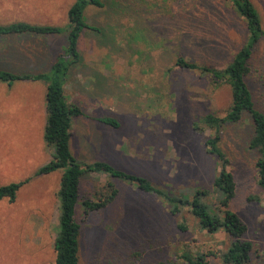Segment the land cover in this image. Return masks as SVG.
Returning <instances> with one entry per match:
<instances>
[{"label": "rangeland", "instance_id": "obj_1", "mask_svg": "<svg viewBox=\"0 0 264 264\" xmlns=\"http://www.w3.org/2000/svg\"><path fill=\"white\" fill-rule=\"evenodd\" d=\"M264 29V0H252ZM75 0H0V25L27 21L67 27ZM88 5L85 18L97 30L80 36V61L64 86L70 103L83 115L71 128V149L83 163L103 161L149 178L169 190L211 188L219 171L207 151L211 129L201 121L226 115L231 88L212 76L180 68L177 57L225 68L245 44V21L229 0H103ZM68 42L67 31L45 36L0 38V66L18 71H47ZM28 69V70H26ZM256 107L264 111V39L251 60L247 78ZM47 84L0 83V186L30 181L14 202L0 200V264H54L59 223L61 171L36 176L52 159L44 140ZM117 118L114 128L98 120ZM222 148L237 180L232 209L247 226L244 240L253 249L247 264H264V194L257 183L259 153L249 147L254 134L248 115L222 128ZM112 181L115 200L86 213L81 203V264H187V251L206 255L207 264L230 245L224 231L211 234L188 209L172 214L169 206L135 184L90 172L81 196ZM258 197L250 200V197ZM180 224L186 229L180 228Z\"/></svg>", "mask_w": 264, "mask_h": 264}, {"label": "trees", "instance_id": "obj_2", "mask_svg": "<svg viewBox=\"0 0 264 264\" xmlns=\"http://www.w3.org/2000/svg\"><path fill=\"white\" fill-rule=\"evenodd\" d=\"M233 11L242 17L246 24L247 37L245 44L236 52L225 68H216L207 64L197 63L179 56L175 64L180 68L196 71L201 75H210L216 83L226 82L231 88L232 102L224 116L209 113L201 121L211 129L212 135L206 141L207 151L218 161L219 171L211 188H193L185 191L169 190L153 183L149 178L128 173L110 163L95 161L81 162L71 149V128L75 117L83 115L77 104L70 103L65 95L64 86L74 65L81 59L78 41L86 30H97L85 18L88 5L103 7V0H75L68 11V26L35 25L18 21L0 25V38L11 36H45L61 34L67 31L68 42L47 71H18L0 66V83L9 86L17 81H43L47 84L46 110L47 120L44 129V140L53 148L52 159L41 166L36 176L61 171L58 191L59 223L56 228L54 264L80 263L81 224L77 220V206L83 205L86 213L105 208L112 203L118 189L112 181L95 190V197L83 199L81 182L83 176L90 172L106 173L135 184L142 191L155 195L169 206L172 214H179L188 209L198 219L200 226L209 233L224 231L230 238L227 251L220 255L225 264H247L253 249L252 242L244 240L247 226L236 211L232 209V201L237 194V180L230 170L231 161L222 148V128L226 124L240 122L248 115L253 122L254 134L249 147L258 151L256 161L257 183L264 194V111L256 107L252 90L247 78L251 72V60L257 44L264 39V29L260 13L252 0H229ZM28 70V69H26ZM100 122L117 128L120 122L112 116H101ZM31 178L0 186V200L7 198L14 202L17 193ZM258 197H250L257 200ZM180 228L186 226L180 224ZM187 264H207L206 255L193 254L185 251L180 256Z\"/></svg>", "mask_w": 264, "mask_h": 264}, {"label": "crops", "instance_id": "obj_3", "mask_svg": "<svg viewBox=\"0 0 264 264\" xmlns=\"http://www.w3.org/2000/svg\"><path fill=\"white\" fill-rule=\"evenodd\" d=\"M27 22V21H26Z\"/></svg>", "mask_w": 264, "mask_h": 264}]
</instances>
